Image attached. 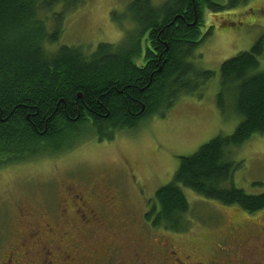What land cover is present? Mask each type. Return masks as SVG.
<instances>
[{"label": "rangeland", "instance_id": "1", "mask_svg": "<svg viewBox=\"0 0 264 264\" xmlns=\"http://www.w3.org/2000/svg\"><path fill=\"white\" fill-rule=\"evenodd\" d=\"M134 1L86 0L68 12L59 5L55 12H64V28L58 45L87 52L99 44L130 49L138 39L127 11ZM166 1L150 0V4L161 6ZM215 1L226 4V0ZM203 20L204 41L191 62L213 77L194 94L180 96L164 117L153 115L136 128L116 132L111 141L83 138L74 149L55 157L0 168V263L18 240L46 235L44 225L52 223L67 202L70 187L119 209V218L114 219L106 216L108 208L90 204L102 216L99 225L82 224L72 213L65 217L73 220L74 228L64 225V230L79 243L73 264H133L135 260L134 264H175V258L183 264H264V210L247 214L237 206H222L183 189L189 204L186 232L154 229L142 217L155 201L156 191L172 181L181 157L193 155L217 136L233 134L242 120L230 98L225 113L217 107L219 69L264 39V0H248L231 9H205ZM53 26L52 18L49 31ZM258 60L259 70L264 71V50ZM230 161L235 166L233 187L248 195L264 193V135H253L232 150ZM114 235L119 242L108 256L106 242ZM43 241L37 251L53 250V244L61 243V249L73 252L68 242Z\"/></svg>", "mask_w": 264, "mask_h": 264}, {"label": "trees", "instance_id": "2", "mask_svg": "<svg viewBox=\"0 0 264 264\" xmlns=\"http://www.w3.org/2000/svg\"><path fill=\"white\" fill-rule=\"evenodd\" d=\"M85 1L0 0V168L55 157L83 138L111 141L116 132L136 128L153 115L164 117L180 96L194 94L213 77L191 62L204 41L198 29L204 10L236 8L248 0H226L225 5L167 0L161 6L135 0L127 9L138 30L130 49L99 44L87 52L58 45L64 12L56 8L63 5L68 12ZM141 39L146 50L138 65ZM263 50L261 38L250 51L221 64L217 107L225 113L230 98L242 120L233 134L217 136L180 158L172 181L156 191L144 215L152 228L188 230L183 189L247 214L264 210V193L248 195L233 187L230 161L232 150L253 135H264V71L258 60Z\"/></svg>", "mask_w": 264, "mask_h": 264}, {"label": "flooded vegetation", "instance_id": "3", "mask_svg": "<svg viewBox=\"0 0 264 264\" xmlns=\"http://www.w3.org/2000/svg\"><path fill=\"white\" fill-rule=\"evenodd\" d=\"M198 29L200 32V38H203L205 35H203V28L205 27V24H198ZM221 33V32H220ZM221 36H226L225 33H221ZM229 35L226 36L228 38ZM143 47V48H142ZM151 51H155V47H152L151 45L147 46ZM145 50H146V44L143 40H140V53L138 54L139 60H143L145 56ZM68 191V199L67 202L61 206L60 211L58 212V215H56L55 219L51 221L52 223H46L44 225L45 227V234L41 237H37L34 239V236L29 235L28 237H25L20 240H18L17 245H14L12 248L13 251L10 253H7L5 260H3L0 264H73L75 261L74 253L79 248V243L76 244L74 238L71 233L64 230L63 226L68 225L70 228H74L73 220L65 219V217L68 216V214H73V217L80 218V222L85 225H92V224H100L101 217L98 213L95 211V209L92 208L90 204L95 203V206H101L102 209L105 210L106 216H112V218L116 219L119 218L118 208H109L108 206H105L103 204H100L96 202L94 195L92 193H83L80 191H76L73 188L67 189ZM69 203V204H67ZM111 206V205H110ZM70 209V212L69 210ZM145 215V214H144ZM144 215L142 217L144 218ZM145 221V219H144ZM150 225V223H149ZM64 231V232H63ZM71 236V237H70ZM74 239H73V238ZM49 238L50 240L55 241L56 243H59L60 241L68 242L73 249L72 251H68L67 248L61 249L58 244H53V250H44L37 251L36 248L43 246L45 244V241L43 239ZM35 240V241H34ZM107 243V248H109L108 256L114 251L113 245L117 242H119V237H116L114 235L113 239H109ZM28 242L30 244H28ZM28 244V246H27ZM45 249V248H44ZM112 255V254H111ZM172 256H175L174 252H171ZM170 260H174L175 257L169 256ZM79 260V257L77 258ZM137 261V260H135ZM135 261L132 263L134 264ZM175 264H183L181 263L177 258L174 260ZM195 264H203V263H195Z\"/></svg>", "mask_w": 264, "mask_h": 264}]
</instances>
